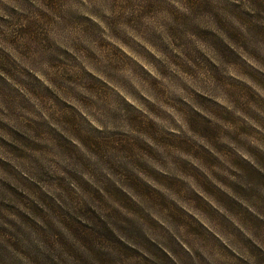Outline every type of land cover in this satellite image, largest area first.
<instances>
[{
  "label": "rangeland",
  "instance_id": "obj_1",
  "mask_svg": "<svg viewBox=\"0 0 264 264\" xmlns=\"http://www.w3.org/2000/svg\"><path fill=\"white\" fill-rule=\"evenodd\" d=\"M0 264H264V0H0Z\"/></svg>",
  "mask_w": 264,
  "mask_h": 264
}]
</instances>
